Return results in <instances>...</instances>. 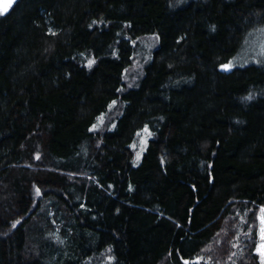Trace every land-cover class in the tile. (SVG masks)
I'll return each instance as SVG.
<instances>
[{
	"label": "trees",
	"instance_id": "16d2710c",
	"mask_svg": "<svg viewBox=\"0 0 264 264\" xmlns=\"http://www.w3.org/2000/svg\"><path fill=\"white\" fill-rule=\"evenodd\" d=\"M261 27L264 0L0 13V264H259L264 60L221 65Z\"/></svg>",
	"mask_w": 264,
	"mask_h": 264
},
{
	"label": "rangeland",
	"instance_id": "374dc122",
	"mask_svg": "<svg viewBox=\"0 0 264 264\" xmlns=\"http://www.w3.org/2000/svg\"><path fill=\"white\" fill-rule=\"evenodd\" d=\"M5 0H0V4L4 3ZM252 60H258L263 61L264 60V27H261L259 29H256L253 31L250 35L245 37L243 40L242 46L240 48V51L228 62V64H231V67L235 66H241L248 63H254ZM145 128L139 133L138 139H136V142L133 144V148L136 149L133 155L132 164L138 165L142 153L146 147L147 139L150 137V132L145 131ZM141 134V135H140ZM139 141V142H137ZM260 216V215H259ZM258 216V222L259 226L257 228V242L255 245L254 252L256 253V246L260 243L259 240V230H260V220ZM235 248H237L238 244H233ZM257 254V253H256ZM258 256V254H257ZM197 259V258H196ZM199 262L198 259L197 261ZM258 263L260 264L259 256H258Z\"/></svg>",
	"mask_w": 264,
	"mask_h": 264
},
{
	"label": "snow or ice",
	"instance_id": "6c2138e0",
	"mask_svg": "<svg viewBox=\"0 0 264 264\" xmlns=\"http://www.w3.org/2000/svg\"><path fill=\"white\" fill-rule=\"evenodd\" d=\"M15 3H16V0H5L4 3L0 4V13H7L8 10L12 8ZM52 34H55V33H52ZM93 63L94 61L90 60L88 63V66L91 67ZM221 68L225 71L230 70L231 64H223L221 65ZM247 99H251V96L247 97ZM112 103L115 104L116 102L113 101ZM109 107H111V105ZM93 128H95V125L93 126ZM144 131H148L147 128H145ZM36 193L37 195L41 194L39 188L36 189ZM259 220H260V230H259L260 243L256 246V253L259 256L260 264H264V207L260 209ZM17 223L19 222L17 221ZM13 227H15V224L13 225ZM184 264H190V262L185 260Z\"/></svg>",
	"mask_w": 264,
	"mask_h": 264
},
{
	"label": "water",
	"instance_id": "95a60500",
	"mask_svg": "<svg viewBox=\"0 0 264 264\" xmlns=\"http://www.w3.org/2000/svg\"><path fill=\"white\" fill-rule=\"evenodd\" d=\"M185 260L189 261L188 259H183V263H184ZM194 261H197V259H194L191 262H194Z\"/></svg>",
	"mask_w": 264,
	"mask_h": 264
}]
</instances>
